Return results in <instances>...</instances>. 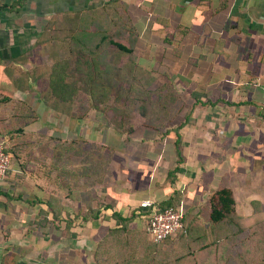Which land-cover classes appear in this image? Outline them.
I'll use <instances>...</instances> for the list:
<instances>
[{
    "label": "crops",
    "instance_id": "1",
    "mask_svg": "<svg viewBox=\"0 0 264 264\" xmlns=\"http://www.w3.org/2000/svg\"><path fill=\"white\" fill-rule=\"evenodd\" d=\"M82 10H121L122 21H126L127 26L137 33L135 50H146L144 55L135 59L138 65L140 61H155L169 64L172 69L174 63L187 62L190 58L205 64L201 67V75L206 79L203 89L208 91L209 79H216L213 89L217 93L216 103L209 104L216 108V114L211 115L216 129L201 137L200 154L196 159L190 158L191 155L188 157V143L184 144L185 162L177 174L178 186L175 190L195 195L199 201L201 195L195 194L194 189L209 193L213 189L227 188L232 192L237 215H248V219L253 221L258 213L261 216L264 209V0H0V126L18 118L17 112L25 110L28 97L43 93L38 82L45 79L46 84L51 71L48 70L51 68L49 64L64 60L66 55L64 50L59 49L61 42L57 41L54 61L53 49L49 48L54 43L49 40L48 34L56 24L64 23L66 18ZM165 51L173 59L165 58ZM41 61L47 66L43 70L37 66L41 69L37 71L35 64ZM199 74L194 72V75ZM226 82L233 86L228 88L230 85ZM42 86L47 89V85ZM48 109L54 110L51 107ZM52 135L60 144L57 169L52 168L53 153L37 177L34 174L36 179L27 174L19 177L20 168L13 164L2 185L0 215L12 221L25 238L56 239L60 243L56 248L58 264H113L116 261L113 256L117 253L114 239L121 234L114 233L120 224L112 218L113 213L126 218L129 211H138L141 201L151 200L160 204L167 200L169 192L164 189L159 193L160 189H156L154 181L149 183L148 188L143 185L134 190L124 185L113 186V178L105 183L106 189H97L96 184L83 181L82 176L86 174L84 168L74 163L71 172L66 173L65 170L66 155L69 153L65 148L66 140L75 141L83 136L93 143L95 139L90 129L82 132L81 128L77 133L59 130ZM155 139H158L156 135ZM154 140L140 141L135 148H151L157 156L156 168H166L167 173L174 170L176 159L170 155L171 147L174 149L171 146L173 139L168 138V142L164 143V140H158L153 144ZM184 141H187L186 138ZM187 142L192 144V140ZM76 151L72 149L73 156L78 155L79 151ZM125 173L127 176L134 174L133 179L141 182L140 174L144 170L139 167L124 168L122 174ZM196 174L198 180L194 178ZM196 182L202 186L197 187L199 183ZM91 189L106 199L101 203V210V204L97 207L95 202L88 206L84 203L89 201L88 190ZM25 190H28V193L24 192L25 197L39 198L43 211L52 207L56 209V216L52 211L38 216L35 221L41 225L33 231L36 235L27 234L28 228L23 225L28 223L29 226L36 217L34 208L23 203L24 195L20 193ZM54 198L56 200L51 201ZM1 206L13 208L9 213L6 207L2 210ZM180 206L185 210L183 202ZM96 209L100 212L97 218ZM29 216L32 218L28 219ZM53 221L57 228L51 223ZM80 223L86 226L81 228ZM82 230L85 237L81 236ZM60 233L64 235L59 237ZM126 237L139 238L135 234ZM141 238L146 239L148 244H156L145 231ZM144 239L141 242L132 241V251L136 254L142 249ZM74 243L77 246L86 243L87 246L74 248ZM99 243L103 246L100 247ZM63 244H69L68 256ZM19 245L17 248L23 247ZM42 245L49 247L50 240ZM42 253L45 260L50 256L47 251ZM102 255L104 259H99ZM22 259L17 258L18 261Z\"/></svg>",
    "mask_w": 264,
    "mask_h": 264
},
{
    "label": "rangeland",
    "instance_id": "2",
    "mask_svg": "<svg viewBox=\"0 0 264 264\" xmlns=\"http://www.w3.org/2000/svg\"><path fill=\"white\" fill-rule=\"evenodd\" d=\"M60 38H68L66 32L62 34L59 33L58 40H60ZM49 48L51 49L52 46ZM102 48L103 54H106L103 56L107 60H110L109 56L114 55L116 52V49L111 46ZM74 51V57H69L72 59L69 61L71 70L69 69L68 71L70 78L66 79V84L68 85L65 89L67 91L72 90L75 93V101L79 105L81 104V109H83L79 114L81 117L86 116L87 118L81 120L76 118L77 120L73 121V118L69 115L64 118L59 115L57 111L48 109L49 106L51 107V103L45 100L43 94L45 88H42V85L44 84L45 87L47 83L45 84V79L43 81L39 79L40 82H38V87L42 89L40 90L43 93L41 94L40 92L28 97L25 103V110L22 111L18 107V118L10 120V124L0 126V141L6 148V152L11 156V166L15 163L19 168L24 166L22 169L20 168L21 172L19 177L22 178L23 174H27L28 177L32 178L35 174L37 177V173H40L43 166H46L45 163L47 158L50 157V154L55 151H60V144L57 141L58 139L52 135L53 132L62 130L65 133H77V130L81 128L82 132L90 129L95 139L94 143H88L83 136H80V138L75 141L73 140L74 142L72 140H66L65 148L66 151L69 152L68 155H66V173L72 171L73 167L71 166L74 163L75 166L77 165L82 168H84L85 165L94 168L95 163L98 165L102 164V166L106 167L107 171L110 169V174L107 178H113L115 180L114 182L111 180L113 186L124 185L128 189L134 190L135 187H141L143 185L144 188H148V186L150 187L149 183L154 181L157 186L156 189H160L158 191L159 193H162L164 189L169 192L166 201L173 199V203H177L178 205H181L183 202L185 208L186 219L185 223H183L182 230L176 237L170 238L159 244H148L146 239H144L145 237L141 238V235L144 233L142 220L132 216L131 219H133V223L129 228L126 227L127 232L125 231V235L123 232L114 239L113 245L116 247L115 252L117 253L113 256V259L116 260H113V264H264V222L255 224L247 221L249 218L248 215L242 216L236 214L237 217H234V219L231 218L218 224L212 223L209 218L211 210L210 202L218 190L213 189L211 192L207 193L206 190L201 192V189H194L195 192H193L195 194L198 193V195H201L199 196L201 197L199 201L196 200L195 195L191 196L185 191L182 193L179 190H175L178 186L177 174L181 168V164L185 162L183 155L185 151L184 144L188 143L186 147L188 157L191 155L190 158L196 159L200 154L199 146L201 137L207 132L209 133L216 129V122H213V118H211L213 113L216 114V108L209 105L216 103L217 93L216 90H213L216 87L215 77L209 79L210 85L213 84L214 86H208V91L204 89L202 91L199 86L203 85L206 79L201 75L200 66H198L199 68L197 67L198 71L196 72L200 74L194 75V71L184 70V67L182 68L179 63H174L172 70H169L167 69L170 68L169 64L156 63L155 61L144 63L140 61L138 62L139 65L151 71L153 79H144L140 77V79L135 78L129 80L127 84H129V82L130 84H136L137 82L139 85H143L142 83L144 81V87L142 88L148 93V95H146L144 91L141 95H136L133 100H130L131 95L120 94L121 91L123 92V90H126V87L123 84V80L119 78V74L115 68L114 71H112L113 69L95 71L92 68V56L88 50L75 47ZM145 53L146 50H144V48L135 50L134 58L137 59L138 56L141 57V55ZM45 65L47 66L44 61L43 63L41 61L35 64L37 71L43 70ZM37 66H41V69ZM49 69L51 70V68H48V70ZM41 82H43V84ZM226 84L230 85L228 88L233 86L230 82H226ZM196 97L200 99L201 103L195 102ZM149 99L154 103L157 102V105L164 106L162 108L164 110H160V106L156 107L160 114L157 119L149 118L144 122L138 117L135 111L127 113V111H125L126 109L123 107L127 106L128 102H144V100ZM94 103H97L99 110L94 109V107L90 110L86 109L87 105H93ZM100 103L103 107L99 106ZM109 108L111 109L110 114H108ZM114 108L121 110V113L115 114ZM72 112H74V110ZM152 112H154V110H152ZM61 113L66 114L64 111ZM118 118L121 120L120 129H118L117 125H114L113 122ZM177 126H179V128H177ZM166 129L169 131L165 132ZM175 130L180 135L178 148L182 160L178 163L175 148L173 149L171 147L172 152L170 155L174 156L176 159L174 169L179 168V170L175 175L173 174L170 176V174L166 172V168L160 170L155 167L157 156L153 153L151 148H145L143 150L139 148L136 149L135 146L140 141L143 142V140L145 141L146 139L149 141L152 139L154 140L155 135L158 139H155L153 144L158 140H164L163 143L166 141L168 142L167 139L169 138V140L173 139V145L171 143V146H174L176 141ZM184 138H186L187 141L192 140V144L184 141ZM98 142L104 143L111 150V152L106 154V162L105 160L101 163L98 161L99 159L102 160V157L104 158L102 151L100 152L97 147L95 149V146H98ZM72 149L75 151L77 149L79 151L78 155L73 156L71 153ZM192 151L195 153L194 155ZM190 152L192 154H189ZM153 156H156L155 159ZM151 158H153V160H151ZM177 163L179 165H177ZM133 167H139L144 170V173L140 174L142 179L141 182H137L136 179H133L135 177L134 174H128V176L126 173L122 174L124 168L129 169ZM172 170L171 172H173ZM36 177L34 178L36 179ZM194 178L198 180V175L196 174ZM105 181V179L100 180V182L97 183V189H106L105 185L108 183L105 184ZM195 184H198L197 187L199 185L200 187L202 186L200 182H196ZM214 186L217 187L216 185ZM151 187L153 188L154 186ZM1 190L2 189H0V191ZM26 191L28 190L20 193V195H24L23 203L34 208L33 210L36 217L34 216L33 222H30L29 226L28 223H24L23 225L28 228L27 234L31 233L32 235H36L33 231H36V228L40 227L41 224L40 222L38 224L35 220L38 219L39 215L37 214L43 211V209H41V204L35 201V196L25 197V193H28ZM13 194L17 195L19 193L14 192ZM94 196L97 207L106 200L105 197L102 199L100 194L98 195L96 191L94 192ZM16 197L17 196H14V198ZM156 201L158 200L156 199ZM32 202H34V204ZM102 206L103 204L100 205V210ZM5 207L7 212L13 208L12 206V208L10 206ZM5 207L1 206L2 210H4ZM87 211H90V209ZM90 213H92V209ZM20 214H22L21 210ZM131 214L132 211L127 213L128 216ZM263 215L264 209H262V216ZM29 218H32V216H29L28 219ZM238 218L247 220L239 223L237 222ZM14 226L15 224L12 223V221L3 219L2 215H0V264L57 263L58 257L56 248L60 246V243L56 242V239L41 237L28 239L21 235L19 229L16 230ZM85 226L84 223H80L81 228ZM22 232H24V230ZM133 234L137 235L139 238L136 237V239L133 238V240L126 237L127 235L131 236ZM63 235L64 233H60L59 237ZM81 236L85 237L83 230L81 231ZM140 238L144 239L145 242L141 245L142 249L138 250L136 254L132 251V241L135 242L136 240L137 242H141ZM49 240L50 246L47 248L42 247V244H46ZM18 245L23 247L17 248ZM24 245L26 246L24 247ZM113 245L108 246L111 247ZM68 246L69 244L63 246L67 256V252L69 251ZM74 246V248H86L85 246H87V244L81 243L77 246V243H74ZM121 249L122 251H119ZM46 251L50 253V256L45 260V256L42 252ZM72 254L74 255V253ZM103 255L99 259H104ZM19 257L23 259L18 261L17 258ZM42 258L45 262L42 261ZM52 261H54V263Z\"/></svg>",
    "mask_w": 264,
    "mask_h": 264
},
{
    "label": "trees",
    "instance_id": "3",
    "mask_svg": "<svg viewBox=\"0 0 264 264\" xmlns=\"http://www.w3.org/2000/svg\"><path fill=\"white\" fill-rule=\"evenodd\" d=\"M120 11L121 10H82L81 12L76 13L73 17L66 18L64 23L60 25L56 24L51 30V32H49L48 37L49 38L51 37L50 40L54 43V45L52 43L53 45L52 46V49H53L52 56L54 57V61L57 55V51H56L57 41L61 42V44L58 45L59 49L64 50L67 53V54L65 53L66 55H65L64 60L60 59L58 62H53V64H51V71H50V75L47 81V89L43 93L45 96V100L51 103V108H53L54 110L58 112L60 111V113L64 111L66 112V114L65 113H62V114H65L66 116L69 115L74 119L79 118L81 120L83 118H87L86 116L81 117V115L79 114V112L83 109H81L82 108L81 104L79 105L75 101V93L72 90L67 91L65 89L68 85L66 84V79L70 78V75L68 74L69 69L71 70V67L69 64V61H70L69 57L75 54V51H74L75 47H78L80 49L84 48L88 50L89 53H91L90 55L92 56L91 62H92L93 70L107 71V70L113 69L112 71H114V68H115V70L119 74V78L123 80V84L126 87V90H123V92L121 91L120 94L131 95L130 100L131 99L133 100V98H135L136 95L139 96L142 94V92L145 91L142 88L144 87V81L142 83L143 85L141 84L139 85V83L137 82L136 84L135 83L130 84V82L129 84H127L129 80H132L135 78L136 79L137 78L140 79V77L144 79L146 78L153 79V78L151 75V71L143 67H140L135 61L134 50L136 48L137 33H135L134 30L130 29L127 26L126 21H122ZM64 32H66V36L68 38H62V39L60 38V40H58L59 33L62 34ZM108 46L114 47L116 49V52L114 53V55L109 56L110 60H107L103 56L106 54H103L102 47L106 48ZM166 51H165V54H166L165 58L173 59L169 53L168 54L166 53ZM179 64L182 66V68L184 67V70L186 71L191 70L194 72L198 71L197 70L199 68L198 66L204 67L205 65V64L199 63L196 58H190L187 62H182ZM182 68H181V71H182ZM167 69L172 70L171 68H167ZM205 86L207 87V85ZM209 86H212V85H209ZM199 87L203 91L202 85H200ZM144 94L148 95L147 92ZM195 102L201 103L200 99H198L197 97L195 98ZM157 104H158L157 102L154 103L151 99H149V100H144V102H141V101H132L130 103L128 102L129 106L127 105L123 107L126 109L125 111H127V113L131 111H135L138 117L141 118L145 122V120L149 118H153V119L158 118L160 114L158 113L159 110L156 108L157 106H160V110H164L162 109L164 106L157 105ZM97 106H98L97 103H94L93 105L89 104L87 105L86 109L90 110L92 109V107H94V109L99 110ZM99 106L103 107L101 103ZM150 109L154 110V112H152V110ZM73 110L74 112H72ZM119 112L121 113V110L114 108L115 114H119ZM110 113H111V109L108 111V114ZM113 122H114V125H117V128L120 129L121 120L118 118L114 120ZM177 128H179V126H177ZM168 131L169 130L166 129L165 132H168ZM175 138H176V141L174 143V148H175L176 156L178 157L177 159L178 163H180L182 160V156L178 148L179 143H180V135L179 133H177L176 130H175ZM96 147L98 148L100 152L102 151V154L104 155V158L102 157V160L99 159L98 161H100V163L104 162V160L106 159V154L111 152L110 148L102 142H98V146H95V149ZM51 156H52V162H53L52 168L57 169V166H56L57 159L60 157V153H57L55 151L53 154H51ZM178 163L177 165H179ZM22 167L24 166H21L20 168L22 169ZM84 170H86L85 171L86 174H84L82 177H83V181H85V183L87 184L98 185L97 183L100 182V180L105 179L106 180L105 183H107L109 180V178L107 177L110 174V169H108L107 171L106 167L102 166V164L98 165L95 163L94 168H91V166L89 165H85ZM88 170H90V174H88ZM178 170L179 168H175L174 170H172L173 172L169 171L168 173L170 174V176L173 174L175 175L178 172ZM6 179H7V176L5 180ZM1 191H0V194H1ZM2 194L5 195V193H2ZM88 195H89V201L84 202L85 205L87 206L89 204L92 205L95 202L94 191L92 189L91 191L88 190ZM6 197L8 199H11V197L9 196H6ZM53 200H56V198L51 199V201ZM35 201L41 204V201L39 200V198L35 197ZM34 202L32 203L34 204ZM173 202H174L173 199L164 201L158 204V208L159 210L163 211L169 208H176L180 206L177 203H173ZM47 206L49 207L51 206L50 202H48ZM210 207H211V210H210L209 218L212 223L218 224L225 220H229L231 218L234 219V217H237L235 209H234V199H233L232 192L231 190L227 188H222L215 193V196L212 198L210 202ZM49 211H52V214L56 216L55 215L56 209L54 207L50 208ZM49 211L48 210L40 211L38 215L39 216H42V214L47 215ZM97 211L98 210H96V212ZM98 213L100 212H97L95 214L96 218L98 217ZM132 216L139 218V215L136 214L135 210H133L132 214L126 218L121 217L118 213H113L112 218L118 220L120 224V226L114 230V233H123V232L126 233L127 232L126 227L129 228V226L133 223L132 222L133 219H131ZM256 218L257 219L255 221L251 219H248V220L245 219V220L253 222L255 224L264 222V215L260 216L258 213ZM185 219L186 218H185V211H184L183 223H185ZM245 220H243L242 218H238L237 222L241 223V222H245ZM51 223H53L54 228H57V226H55L54 224V221ZM99 245L101 247L103 246V243H99Z\"/></svg>",
    "mask_w": 264,
    "mask_h": 264
},
{
    "label": "built area",
    "instance_id": "4",
    "mask_svg": "<svg viewBox=\"0 0 264 264\" xmlns=\"http://www.w3.org/2000/svg\"><path fill=\"white\" fill-rule=\"evenodd\" d=\"M10 168L11 156L0 142V189H2ZM136 214L142 220L143 230L156 244L171 238L183 228L184 209L182 206L161 211L158 203L143 200L139 203Z\"/></svg>",
    "mask_w": 264,
    "mask_h": 264
}]
</instances>
